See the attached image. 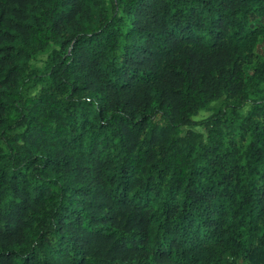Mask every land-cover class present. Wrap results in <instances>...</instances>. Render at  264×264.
<instances>
[{"label":"trees","instance_id":"1","mask_svg":"<svg viewBox=\"0 0 264 264\" xmlns=\"http://www.w3.org/2000/svg\"><path fill=\"white\" fill-rule=\"evenodd\" d=\"M263 42L264 0H0V264H264Z\"/></svg>","mask_w":264,"mask_h":264},{"label":"rangeland","instance_id":"2","mask_svg":"<svg viewBox=\"0 0 264 264\" xmlns=\"http://www.w3.org/2000/svg\"><path fill=\"white\" fill-rule=\"evenodd\" d=\"M260 52L264 53V42L261 43ZM45 57H46V54L45 53L39 55L38 58L36 60H34V63L37 66H41L42 63H43V60L45 59ZM209 114H210V112H208V111H201L196 117H194V119L195 120H200L202 118L207 117Z\"/></svg>","mask_w":264,"mask_h":264}]
</instances>
